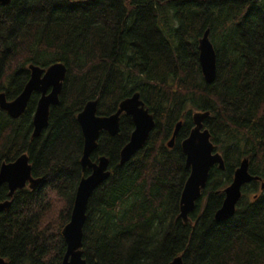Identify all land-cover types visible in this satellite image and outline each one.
<instances>
[{
	"label": "trees",
	"instance_id": "obj_1",
	"mask_svg": "<svg viewBox=\"0 0 264 264\" xmlns=\"http://www.w3.org/2000/svg\"><path fill=\"white\" fill-rule=\"evenodd\" d=\"M209 29L216 55L213 83L203 80L198 41ZM63 63L67 72L48 126L32 138L38 93L16 120L0 109V165L26 153L36 189L17 190L0 213L5 264H61L79 181L84 139L77 115L98 100L108 116L138 93L155 122L148 141L119 165L133 130L121 115L119 133L101 132L92 161L109 159L110 176L90 196L82 234L87 264H264V0H12L0 5V93L13 100L30 64ZM224 161L213 166L189 214L179 201L189 175L181 142L192 114ZM182 125L172 148L175 125ZM243 158L259 178L244 185L235 213L214 220L223 190ZM8 189L0 188V202Z\"/></svg>",
	"mask_w": 264,
	"mask_h": 264
},
{
	"label": "water",
	"instance_id": "obj_2",
	"mask_svg": "<svg viewBox=\"0 0 264 264\" xmlns=\"http://www.w3.org/2000/svg\"><path fill=\"white\" fill-rule=\"evenodd\" d=\"M12 0H0V5H7ZM198 61L201 74L206 84L214 82L216 77V55L209 39V29H206L198 41ZM29 78L21 93L13 100H7L4 93H0V109L13 119H18L26 110L33 93H38L32 118V138L39 136L48 126L50 107L59 103L66 77V66L63 63H54L47 68L30 64L28 66ZM98 100L88 101L82 111L77 115L84 145L80 159L82 170H89L77 186L69 221L62 230V237L66 251L61 264H87L82 258V234L86 219V208L91 194L110 176L109 159L101 156L92 161L90 156L97 147L101 132L114 137L119 133L120 116L130 117L133 130L128 142L119 153V165L128 163L132 157L143 148L149 135L154 129L155 122L138 93L122 100L116 112L108 116L96 114ZM209 112H195L192 114L193 128L188 136L181 142V150L185 156V166L189 168V175L184 183L180 201L179 217L183 223L189 222V214L196 208V202L201 199V193L206 187L210 169L217 165L224 170V161L210 140L209 131L204 128L203 121ZM182 122L179 121L167 142L172 148ZM258 177L249 173V159L243 158L233 173L231 183L224 188V198L221 206L214 213V220L218 223L226 222L233 217L236 205L241 198V189ZM40 180L31 174V165L26 153L20 155L12 162H3L0 165V188L5 185L8 189V199L0 202V213L8 209L11 199L17 190L29 188L36 189ZM264 189V184L262 185ZM0 264H5L0 257ZM169 264H182L180 256L174 258Z\"/></svg>",
	"mask_w": 264,
	"mask_h": 264
},
{
	"label": "flooded vegetation",
	"instance_id": "obj_3",
	"mask_svg": "<svg viewBox=\"0 0 264 264\" xmlns=\"http://www.w3.org/2000/svg\"><path fill=\"white\" fill-rule=\"evenodd\" d=\"M39 98V97H38ZM145 105V104H144ZM124 115V114H123ZM121 117V116H120ZM95 162V161H94Z\"/></svg>",
	"mask_w": 264,
	"mask_h": 264
},
{
	"label": "bare ground",
	"instance_id": "obj_4",
	"mask_svg": "<svg viewBox=\"0 0 264 264\" xmlns=\"http://www.w3.org/2000/svg\"><path fill=\"white\" fill-rule=\"evenodd\" d=\"M66 246V245H65Z\"/></svg>",
	"mask_w": 264,
	"mask_h": 264
}]
</instances>
